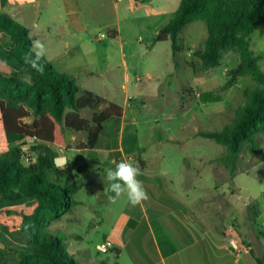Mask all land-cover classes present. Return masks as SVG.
Wrapping results in <instances>:
<instances>
[{
    "label": "rangeland",
    "instance_id": "1",
    "mask_svg": "<svg viewBox=\"0 0 264 264\" xmlns=\"http://www.w3.org/2000/svg\"><path fill=\"white\" fill-rule=\"evenodd\" d=\"M3 2L7 4V0ZM41 7L45 10L44 4ZM0 13L6 14L3 10H0ZM25 18L31 21L30 15L25 14ZM45 22L52 21H47L40 15L38 25L32 32L45 45H58L59 42L52 41L53 38L42 37L40 31ZM95 27L97 31L94 32L105 34L106 30L101 24L96 23ZM206 37L207 30L202 21L188 24L178 37L177 42L182 51L176 61L182 64L183 53L187 51L190 60L194 51L203 45ZM92 41L88 39L89 43ZM109 42L110 40L105 38L104 41L93 44H96L95 48L98 49ZM13 47L9 38L1 34L0 73L5 76L18 74L22 79L28 72L10 58L9 52ZM249 48L258 57L259 68L264 70V27L259 26L252 31L249 36ZM137 53L140 54L139 51ZM94 55L98 57L100 54L95 50L89 58L78 59L79 66L87 64L92 70L100 69L96 66L102 64ZM44 59L51 62L52 67L61 76L71 77L61 73L60 58L48 60L45 56ZM140 63L145 67L142 65V69L134 75L132 81L138 76V83H151V90L156 91L153 87L154 77L156 73H165L158 88L159 93L141 100L134 95L132 89L126 93L128 102L125 104L123 92L118 97H109V102L123 108L122 117L111 118L104 129V133H110L109 145L102 141L98 143L95 152L82 151L85 134L60 127L67 145L63 153L69 162L65 167L55 164L54 167L68 169L72 175L71 180L80 185V189L74 197L77 205L70 212L51 221L47 230L65 236L67 247L73 253L77 264H130L123 250L118 258L112 253V234H115V231L120 232L117 227L121 221L127 220L124 216L129 213L127 205L131 208L126 196L118 198L115 202L109 199L114 194L107 190L108 181L102 178L105 177L107 169L115 168L113 162L133 163L141 170L142 175L137 177L139 180H165L168 192L178 196L189 195L190 204L195 198H201V201L194 200L190 209L195 211L199 210L201 205H207L208 209L204 211L208 212L211 225L217 222V196L234 192L238 227H243L246 215L254 213L257 230L264 232V134L255 137L258 146L256 152H252L247 146L240 153L237 169L233 174L215 161L225 154V148L211 139L197 136L198 132L224 131L226 126L236 119V109L244 105V93L257 88L250 75L238 78L231 86L226 85L229 79L228 71L239 64L238 53L235 50L225 51L220 64L211 69L215 78L206 83L195 80L197 77L188 68H182L173 75L169 74L165 57L155 53L146 54ZM145 71L152 73V80L147 79ZM84 78L85 82H94L101 86L102 79ZM103 82L115 88L114 84L119 81L113 82L105 75ZM98 89H95V93ZM206 93L212 96L203 99L202 96ZM91 114L90 110L80 112V116L86 119H89ZM16 147L17 142L7 141L0 118V158H7L9 150ZM51 149L35 143L30 146L32 161L25 163L21 157V162L24 166L34 164L39 153L48 154L53 158ZM36 208L37 201L33 198L5 201L0 197V261L5 264H16L19 261L24 243L19 233L23 229V217L33 214ZM258 237L264 243V235ZM106 240L112 243V248L101 254L97 247Z\"/></svg>",
    "mask_w": 264,
    "mask_h": 264
},
{
    "label": "trees",
    "instance_id": "2",
    "mask_svg": "<svg viewBox=\"0 0 264 264\" xmlns=\"http://www.w3.org/2000/svg\"><path fill=\"white\" fill-rule=\"evenodd\" d=\"M195 21L205 24L207 37L187 63L193 73L200 75L215 68L225 51L235 50L239 64L228 71L226 85L231 86L244 75H250L257 85L255 90L244 93V105L236 109V119L224 131L197 133L225 148V154L215 161L233 174L240 153L247 146L256 152L255 137L264 134V70L259 68L258 57L249 48L252 31L264 27V0H181L174 17L159 31L157 40H169L174 57L182 51L177 42L179 34ZM1 34L13 43L10 58L32 76L29 86L18 74L0 73L3 131L8 142L18 143V147L9 150L7 158H0V197L5 201L29 198L37 201L36 211L23 217V229L19 232L24 240L23 250L16 264H77L65 236L49 232L47 226L77 205L74 197L80 185L71 180L68 169L54 167L48 154L39 153L34 164L24 166L20 143L26 137H35L37 143L64 149L67 145L62 126L67 131L84 133L81 148L92 151L103 124L111 118H121L123 109L82 91L74 77L61 76L45 59L41 61L43 75L25 65L23 56L29 51L32 38L26 27L3 13H0ZM174 63L177 67L176 60ZM211 96L206 93L202 98ZM84 110L92 112L89 119L80 116ZM0 264L5 263L0 261Z\"/></svg>",
    "mask_w": 264,
    "mask_h": 264
},
{
    "label": "crops",
    "instance_id": "3",
    "mask_svg": "<svg viewBox=\"0 0 264 264\" xmlns=\"http://www.w3.org/2000/svg\"><path fill=\"white\" fill-rule=\"evenodd\" d=\"M3 1L0 10L25 26L32 40L38 38L32 32L38 25V17L41 15L47 21L51 20L43 23L40 33L42 37L53 38L52 41H58L59 44L45 45L46 58H60L61 73L74 77L82 91L102 97L106 102H109L110 96L118 97L123 92L125 104L128 102L126 93L132 89L141 100L158 95L165 73H156L153 85L156 91L151 90V83H138V76L132 81L134 75L142 69L143 62L140 61L145 59L146 54L155 53L165 57L169 74L188 68L195 75L187 65L189 51L183 53L182 64L176 61V67L174 60L179 53L173 57L169 40H157L159 31L174 17L181 0H7V4ZM43 4L45 10L41 7ZM25 14L30 15L31 21L25 18ZM96 23L105 28V38L110 40L98 49L93 43H100L105 38L98 39V34L103 33L94 32L97 31ZM88 39L93 41L89 43ZM95 50L100 54L98 57L94 55L102 64L96 66L100 69L92 70L87 64L79 66L80 58H89ZM105 75L113 82L119 81L114 84L115 88L103 82ZM145 75L148 80L153 79L149 71H145ZM195 76L197 78L194 79L202 83L215 78L211 69ZM84 77L102 79L101 86L85 82ZM97 88L99 91L95 93ZM108 121L103 124L99 144L102 141L107 145L110 143V133H104ZM98 143L90 153L96 151ZM39 144L46 149L52 148L53 162L57 166V158L66 157L63 153L65 148ZM140 181L149 199L135 207L129 208L127 205L129 213L123 214L127 220L121 221L117 227L119 234L117 231L112 234V253L116 258L123 250L130 264H264V243L258 237L264 235V232L257 230L254 213L246 215L243 227H238L234 192L217 196V222L211 225L210 216L204 211L208 209L207 205H201L195 211L190 209L193 201H201V198H195L190 204L189 195L178 196L168 192L165 180ZM232 239L242 245L240 252L231 248Z\"/></svg>",
    "mask_w": 264,
    "mask_h": 264
},
{
    "label": "clouds",
    "instance_id": "4",
    "mask_svg": "<svg viewBox=\"0 0 264 264\" xmlns=\"http://www.w3.org/2000/svg\"><path fill=\"white\" fill-rule=\"evenodd\" d=\"M46 52L45 44L39 39H34L31 41L29 51L23 56V63L36 73L43 75L44 65L41 61L45 58ZM22 82L31 86V74H25L22 77ZM68 162L66 157H58L56 160V163L63 167H65ZM113 163H115V168L107 169L105 177L102 178L108 181L107 190L114 194L110 196L109 199L115 202L118 198L126 196L127 201L133 207L148 200L149 196L142 181L137 179L139 175H142L141 170L129 161Z\"/></svg>",
    "mask_w": 264,
    "mask_h": 264
},
{
    "label": "built area",
    "instance_id": "5",
    "mask_svg": "<svg viewBox=\"0 0 264 264\" xmlns=\"http://www.w3.org/2000/svg\"><path fill=\"white\" fill-rule=\"evenodd\" d=\"M103 38H105V34H98V39H103ZM35 143H37V140L35 137H26L21 141L20 148H21L22 157L25 163H29L32 161V157L30 153V146ZM230 244H231V248L234 251L240 252L243 249L242 245L236 239H232ZM111 248H112V243L109 240H106V241L101 242L98 245L97 250L99 253L105 254Z\"/></svg>",
    "mask_w": 264,
    "mask_h": 264
}]
</instances>
